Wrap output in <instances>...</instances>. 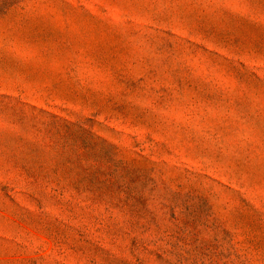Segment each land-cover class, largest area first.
Returning <instances> with one entry per match:
<instances>
[{"label":"rangeland","instance_id":"rangeland-1","mask_svg":"<svg viewBox=\"0 0 264 264\" xmlns=\"http://www.w3.org/2000/svg\"><path fill=\"white\" fill-rule=\"evenodd\" d=\"M0 264H264V0H0Z\"/></svg>","mask_w":264,"mask_h":264}]
</instances>
